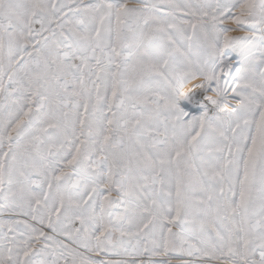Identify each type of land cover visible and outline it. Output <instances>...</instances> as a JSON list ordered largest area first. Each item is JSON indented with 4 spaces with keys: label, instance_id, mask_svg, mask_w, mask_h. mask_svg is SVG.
Returning <instances> with one entry per match:
<instances>
[{
    "label": "snow or ice",
    "instance_id": "obj_1",
    "mask_svg": "<svg viewBox=\"0 0 264 264\" xmlns=\"http://www.w3.org/2000/svg\"><path fill=\"white\" fill-rule=\"evenodd\" d=\"M0 264H264V0H0Z\"/></svg>",
    "mask_w": 264,
    "mask_h": 264
}]
</instances>
